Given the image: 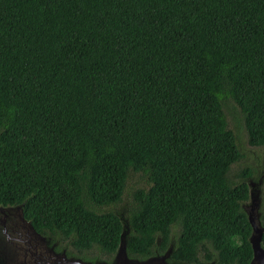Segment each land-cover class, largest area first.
Segmentation results:
<instances>
[{
	"label": "trees",
	"instance_id": "trees-1",
	"mask_svg": "<svg viewBox=\"0 0 264 264\" xmlns=\"http://www.w3.org/2000/svg\"><path fill=\"white\" fill-rule=\"evenodd\" d=\"M242 136L264 146V0H0V205L66 255L113 258L126 193L129 257L248 264Z\"/></svg>",
	"mask_w": 264,
	"mask_h": 264
},
{
	"label": "water",
	"instance_id": "water-1",
	"mask_svg": "<svg viewBox=\"0 0 264 264\" xmlns=\"http://www.w3.org/2000/svg\"><path fill=\"white\" fill-rule=\"evenodd\" d=\"M263 178L264 173L257 181H254L252 176L245 179L248 186V200L241 207L251 226L248 241L251 246L252 257L248 264H264V248L261 246L264 226L259 220ZM124 212L125 209L117 212L122 222V231L118 247L111 261H87L66 255L64 249L55 252L53 249L55 242L48 247L50 237L38 233L31 223L24 218L22 204L0 205V264H183L168 261L172 252V244L163 254L153 255L146 259L129 257L126 253L125 241L128 223L123 218ZM9 233L16 237H11ZM206 264H215V261Z\"/></svg>",
	"mask_w": 264,
	"mask_h": 264
},
{
	"label": "rangeland",
	"instance_id": "rangeland-1",
	"mask_svg": "<svg viewBox=\"0 0 264 264\" xmlns=\"http://www.w3.org/2000/svg\"><path fill=\"white\" fill-rule=\"evenodd\" d=\"M240 135H241V133H240ZM240 147H241V152L245 155V159L243 160V163L239 164V166L247 164V165L253 167L255 169V172L252 175V177H253L254 181H257L260 178V176L262 175V173H264V146L258 147V148L250 147L247 145L244 136H242V138L240 140ZM237 168H238V166L236 165V166L232 167V170H236ZM126 201H128V200L126 197V193H124L121 203H118V204L113 205L111 207H104V209H111L113 211L116 210L118 212L124 211L125 205L128 204V202L126 203ZM261 205H262V193H261V202H260L259 210L261 208ZM260 216H261V212H259V220H260ZM9 234L11 237H16L12 233H9ZM53 241L54 240H52L51 238L49 239L48 247L51 246L52 243H54ZM63 244L64 243L60 242L59 240L56 241L54 246H53L54 251L59 252L62 250V248H64V251L66 252L67 249L64 247ZM21 245L24 246L22 243H21ZM27 258H28V255H27ZM103 261H106V260H103ZM110 261H107V262H110Z\"/></svg>",
	"mask_w": 264,
	"mask_h": 264
}]
</instances>
